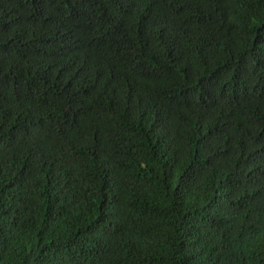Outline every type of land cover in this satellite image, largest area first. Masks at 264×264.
<instances>
[{
    "label": "trees",
    "instance_id": "trees-1",
    "mask_svg": "<svg viewBox=\"0 0 264 264\" xmlns=\"http://www.w3.org/2000/svg\"><path fill=\"white\" fill-rule=\"evenodd\" d=\"M0 264H264V0H0Z\"/></svg>",
    "mask_w": 264,
    "mask_h": 264
}]
</instances>
